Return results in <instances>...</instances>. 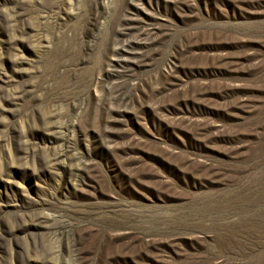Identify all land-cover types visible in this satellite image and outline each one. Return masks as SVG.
<instances>
[{
    "label": "rangeland",
    "instance_id": "rangeland-1",
    "mask_svg": "<svg viewBox=\"0 0 264 264\" xmlns=\"http://www.w3.org/2000/svg\"><path fill=\"white\" fill-rule=\"evenodd\" d=\"M0 264H264V0H0Z\"/></svg>",
    "mask_w": 264,
    "mask_h": 264
}]
</instances>
